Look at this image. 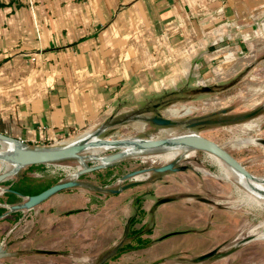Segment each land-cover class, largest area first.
Returning <instances> with one entry per match:
<instances>
[{
  "label": "crops",
  "instance_id": "0c3cea01",
  "mask_svg": "<svg viewBox=\"0 0 264 264\" xmlns=\"http://www.w3.org/2000/svg\"><path fill=\"white\" fill-rule=\"evenodd\" d=\"M260 58L264 0H0V132L44 147L141 121L244 74ZM12 177L5 188L21 193L2 189L4 261L156 264L164 256V209L159 198L136 203L142 185L104 196L75 187L14 210L52 184L29 172ZM137 223L150 226L132 245L128 225Z\"/></svg>",
  "mask_w": 264,
  "mask_h": 264
},
{
  "label": "rangeland",
  "instance_id": "374dc122",
  "mask_svg": "<svg viewBox=\"0 0 264 264\" xmlns=\"http://www.w3.org/2000/svg\"><path fill=\"white\" fill-rule=\"evenodd\" d=\"M209 88L207 92L192 96V100L186 104L160 111L151 110L143 116L151 117L160 113L180 121L177 126H158L145 120L131 119L124 124L109 126L98 138L148 139L193 133L214 141L250 173L264 179V145L244 143L251 138L264 139V58H260L244 74L223 79ZM260 108L257 116L234 123L187 126L196 118L213 113L217 114L214 118H223ZM223 109L229 112L221 115ZM98 129L72 133L63 144L29 147H59L88 138ZM8 148L6 143L0 142V152ZM178 150L179 154L172 159L164 157L172 151L169 147L143 152L130 150L122 157L106 163L103 169L77 176L80 169L100 164L105 158L122 151L121 148L91 147L81 153V159L25 166L18 172L33 173L43 185L80 180L106 189L119 188L131 182L132 179L125 177L140 169L156 168L172 162H176V167L186 165L189 168L184 171H149L140 176L143 180L141 190L149 193L146 197L174 199L159 205L164 209L158 229L164 256L156 264H264V196L257 194L226 163L209 152L191 148ZM4 184L2 182L0 185V197L5 193H2ZM84 189L92 194H109L86 187ZM136 203L139 204V201ZM135 212L137 215V210ZM149 226V223L142 227L137 223L133 228L128 225L127 235L132 237V245L135 242L133 237L144 234ZM212 250H217L218 257L196 261L199 256ZM0 264L12 263L0 257Z\"/></svg>",
  "mask_w": 264,
  "mask_h": 264
},
{
  "label": "water",
  "instance_id": "95a60500",
  "mask_svg": "<svg viewBox=\"0 0 264 264\" xmlns=\"http://www.w3.org/2000/svg\"><path fill=\"white\" fill-rule=\"evenodd\" d=\"M209 89V88H208ZM228 110L223 109L221 113H226ZM261 111L260 109L254 110L249 113L234 115V116H227L223 118H214L210 116L216 115L213 113L208 116L198 117L195 119L194 122L188 124V127H196V126H205L211 124H224V123H234L242 120H246L257 116ZM147 122H151L152 124L158 126H177L181 122L178 120H172L170 118L164 117L160 113L155 114L151 117H136ZM108 126H102L99 128L93 135L88 138H83L76 142L62 145L59 147L48 148V149H39V148H30L25 143L20 141L17 138L11 137L7 134L0 132V142H4L10 145L6 151L0 152V185L2 182H5L14 174L18 173V171L25 166H32V165H40L46 163H53L65 159H81V153L91 147H101L107 146L108 149L110 148H122L123 146L129 144L133 147L134 151L136 152H143V151H150L156 150L161 148H173V147H181V148H191L197 150H203L209 152L210 154L216 156L221 161L226 163L229 167H231L235 172L241 174L245 178L249 180H258L264 183V179L257 178L252 173H250L246 167L240 163L233 155H231L228 151L222 148L220 145L211 141L205 137L200 135L191 134H180L177 136L172 137H150L148 139L142 138H134V139H101L98 138V135L105 131ZM93 137L97 138V140H93ZM124 152H120L115 155H111L108 157L106 163H110L120 157H122ZM105 162L100 164L91 165L80 169L77 173V176L93 172L96 170L103 169L106 165ZM176 162H172L169 164L162 165L156 168H149V169H140L134 172L129 173L125 178L132 179L131 182L119 187V188H106L102 189L101 187H97L94 185L86 184L80 180H67L62 181L56 184L51 185L50 187L44 189L43 191L26 197L21 203L13 205L12 209L14 210H28L32 209L52 195L64 191L69 190L75 187L81 186H89L90 188L105 191L109 194H117L129 188L138 186L143 184V180L140 177L144 173H148L149 171L155 172H165L168 170L172 171H184L189 167L186 165H182L179 167L175 166ZM143 195H140L136 198L138 201ZM173 200V198H161L158 200L157 205L162 203H166ZM218 257L217 250H212L206 254L199 256L196 261H204L208 259H213Z\"/></svg>",
  "mask_w": 264,
  "mask_h": 264
},
{
  "label": "bare ground",
  "instance_id": "6f19581e",
  "mask_svg": "<svg viewBox=\"0 0 264 264\" xmlns=\"http://www.w3.org/2000/svg\"><path fill=\"white\" fill-rule=\"evenodd\" d=\"M175 112V111H174ZM187 112V111H186ZM257 124V123H256ZM183 134H191V133H188V132H185ZM109 139V138H108ZM111 139V138H110ZM93 140H97V138L93 137ZM113 140V139H111ZM244 143H261L264 145V139H254V138H251V139H248L246 141H244ZM7 144V143H6ZM10 148V145L7 144ZM100 148H104V149H108L107 146H101ZM181 147H173V148H170L172 151H170L169 153H167L164 157L166 159H172L174 157H176L178 154H179V150ZM122 152L126 153L128 151H134L133 147L129 144L123 146L122 148ZM163 156V155H162ZM214 156V155H213ZM216 157V156H214ZM217 158V157H216ZM107 158H105L103 160V162H107ZM219 159V158H218ZM220 160V159H219ZM223 162V161H222ZM231 168V167H230ZM232 169V168H231ZM233 171L236 175H238L245 183H247L257 194L261 195V196H264V183L258 181V180H249L247 178H245L244 176H242L241 174L235 172L233 169L231 170ZM260 235V234H259ZM257 235V236H259Z\"/></svg>",
  "mask_w": 264,
  "mask_h": 264
},
{
  "label": "flooded vegetation",
  "instance_id": "af4514ba",
  "mask_svg": "<svg viewBox=\"0 0 264 264\" xmlns=\"http://www.w3.org/2000/svg\"><path fill=\"white\" fill-rule=\"evenodd\" d=\"M229 111H227L226 113H221V115H226L227 113H228ZM217 115V114H216ZM216 115H212V116H210V117H215ZM227 117V116H226ZM187 170V169H186ZM149 193L148 192H145V193H143V194H141V195H143L140 199H143V198H145L147 195H148ZM140 199L138 200V201H140ZM161 199V198H160ZM174 200V199H173ZM173 200H171V201H173ZM157 202H158V200H157ZM157 202H156V204H157ZM159 206V205H158ZM132 218H135V217H132ZM132 218H131V220H132ZM130 220V221H131ZM131 224V223H130Z\"/></svg>",
  "mask_w": 264,
  "mask_h": 264
},
{
  "label": "trees",
  "instance_id": "16d2710c",
  "mask_svg": "<svg viewBox=\"0 0 264 264\" xmlns=\"http://www.w3.org/2000/svg\"><path fill=\"white\" fill-rule=\"evenodd\" d=\"M32 166H35V165H32ZM32 166H29V167H32ZM51 185H49L48 187H50ZM48 187H46V188H48ZM45 188V189H46ZM44 190V189H43ZM42 190V191H43ZM9 191H15L16 193H21V192H19V191H16V190H10L9 189ZM39 192H41V191H35V192H33V193H31L30 195H28V196H31V195H34V194H37V193H39ZM135 221V218H132V220L130 221V223L132 224L133 222Z\"/></svg>",
  "mask_w": 264,
  "mask_h": 264
},
{
  "label": "built area",
  "instance_id": "2783aa9c",
  "mask_svg": "<svg viewBox=\"0 0 264 264\" xmlns=\"http://www.w3.org/2000/svg\"><path fill=\"white\" fill-rule=\"evenodd\" d=\"M61 144H63V143H61Z\"/></svg>",
  "mask_w": 264,
  "mask_h": 264
}]
</instances>
